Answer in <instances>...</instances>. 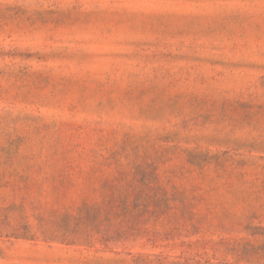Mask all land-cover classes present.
Here are the masks:
<instances>
[{
  "label": "rangeland",
  "instance_id": "rangeland-1",
  "mask_svg": "<svg viewBox=\"0 0 264 264\" xmlns=\"http://www.w3.org/2000/svg\"><path fill=\"white\" fill-rule=\"evenodd\" d=\"M0 264H264V0H0Z\"/></svg>",
  "mask_w": 264,
  "mask_h": 264
}]
</instances>
